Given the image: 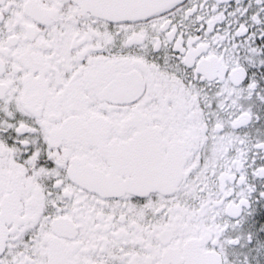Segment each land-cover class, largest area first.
I'll return each instance as SVG.
<instances>
[{"label":"snow or ice","instance_id":"snow-or-ice-1","mask_svg":"<svg viewBox=\"0 0 264 264\" xmlns=\"http://www.w3.org/2000/svg\"><path fill=\"white\" fill-rule=\"evenodd\" d=\"M0 264H264V0H0Z\"/></svg>","mask_w":264,"mask_h":264}]
</instances>
